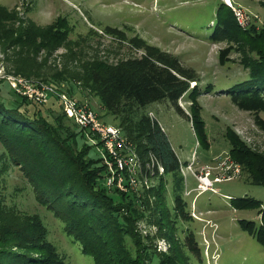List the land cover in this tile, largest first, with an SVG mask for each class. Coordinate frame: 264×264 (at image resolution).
Listing matches in <instances>:
<instances>
[{
  "label": "trees",
  "instance_id": "1",
  "mask_svg": "<svg viewBox=\"0 0 264 264\" xmlns=\"http://www.w3.org/2000/svg\"><path fill=\"white\" fill-rule=\"evenodd\" d=\"M17 18L23 17L15 8L8 10L0 5L1 49L9 45L15 48L14 61L20 60L15 72L25 75L44 64L29 55L22 59L24 46L34 45L32 49L36 50L39 45L58 44L68 37L70 27L59 16L48 27L30 22L25 28L18 27L16 34H9L10 28L4 29V22ZM212 20L213 24L207 27L208 38L229 43L220 52L219 61L223 63V54L235 47L241 52L240 64L247 69V76L225 92L239 108L253 112L264 123L258 116L264 111V24L259 30H242L222 0ZM104 30L124 37L114 27ZM127 43L141 49L140 55L113 64L101 60L86 62L82 72L69 75L61 69L36 71L35 76L70 96L75 85L93 93L100 100L103 116H109L125 133L142 163L152 155L164 172H154L150 178L153 183L141 190L107 186V167L101 154H88L95 145L86 141L85 129L63 112L58 97L51 96L53 99L47 102L29 99L11 90L8 84L3 86L4 79L0 80V264H67L47 238L48 229L41 216L22 212L7 202L4 177L13 165L26 177L38 203L62 222L65 233L78 242L81 252L90 256L94 264H203L195 234L186 230L183 237L178 235L182 221L191 218L183 196L186 178L179 167L181 160L164 127L145 109L151 102L165 101L188 116L178 104V99L186 96L192 102L188 117L197 139L207 146L197 99L201 92L198 76L175 55L139 36L127 38ZM204 89L210 91L212 87L207 84ZM225 137L230 143L228 152L241 164L242 172L253 183L264 185V152L251 149L230 126L226 127ZM169 183L173 192L171 204L167 202ZM230 204L243 209L255 208L259 203L245 196L231 197ZM143 220L156 225L157 234H142L137 224ZM239 222L241 229L264 248V207L259 222ZM156 236L169 240L167 251L156 248Z\"/></svg>",
  "mask_w": 264,
  "mask_h": 264
},
{
  "label": "rangeland",
  "instance_id": "2",
  "mask_svg": "<svg viewBox=\"0 0 264 264\" xmlns=\"http://www.w3.org/2000/svg\"><path fill=\"white\" fill-rule=\"evenodd\" d=\"M220 1L0 0V5L8 10L15 8L18 15L23 17L21 20L17 18L10 22L5 20L4 29L10 28L9 34H16L18 27L25 28L30 22L42 28L48 27L55 23L59 16H63L70 27L68 37L58 44L39 45L36 50L32 49L34 45L24 46L25 54L22 59L29 55L44 64L38 69L32 68L31 72L25 75L15 72V67L20 63L19 59L14 61L12 52L15 48L9 45L5 50L1 49L0 40V80L4 79L1 82L3 86L8 84L11 90H15L8 81L9 76H23L38 81L36 71L62 69L65 70V75H69L70 72H82V64L86 62L101 60L113 64L127 57H135L142 51L128 45L127 38L132 36H139L149 44L175 55L181 64L192 67L198 76L201 92L197 99L201 106L200 116L205 123L208 145L200 144L197 139L188 117L192 102L186 96L179 98L178 104L188 116L165 101L151 102L145 109L148 114H154L164 127L183 169L187 168L195 154L193 165L196 167L208 164L211 167L210 164L215 163V157H229V161L235 163L240 170L238 175L215 183L216 191L206 189L200 195L197 194L198 179L186 172L183 196L191 218L182 221L183 228L179 229L178 235L183 237L186 230L195 234L198 246L202 249L203 264H264V248L241 229L239 222L240 219L260 221L264 207V185L253 183L247 173L242 172L241 164L228 152L230 143L225 137L226 127L230 126L251 149L264 152V123L255 118L253 112L239 108L230 99L229 93L225 92L235 81L247 76V69L240 64L241 52L235 50V47L223 54L225 61L221 63L218 57L229 43L224 39L208 38L207 27L213 24L212 19ZM222 1L230 7L237 26L242 30L252 27L259 30L264 24V0H231L230 4L239 6L243 11L241 21L231 5L225 0ZM107 26L116 28L124 37L119 38V35L106 32L104 28ZM193 84V81L190 82V86ZM207 84L212 87L210 91L204 89ZM78 87L74 86L73 97L86 103L98 119L113 124L109 116H103L99 98ZM50 99L53 98L49 97L47 101ZM65 114L76 123L73 116ZM258 116L264 122V111L259 112ZM122 133L125 135L123 131ZM86 141L93 144L91 138ZM94 147L89 149L90 156L97 155L98 151ZM210 170L211 177L231 173V169L227 170L225 167ZM4 178L7 202L14 204L22 212L38 213L41 216L48 229L47 238L55 250L63 255L67 264H94L90 256L81 252L78 242L65 233L62 222L38 203L20 168L10 166ZM111 186L120 189L115 183ZM167 186V202L171 204L173 192L170 183ZM124 187L123 190L129 188L125 182ZM138 189L141 190L142 187ZM245 196L257 200L258 206L243 209L231 206V197ZM137 226L144 235L157 234L156 225L145 220ZM153 242L160 251H167L170 247L169 240L165 238L156 236Z\"/></svg>",
  "mask_w": 264,
  "mask_h": 264
},
{
  "label": "built area",
  "instance_id": "3",
  "mask_svg": "<svg viewBox=\"0 0 264 264\" xmlns=\"http://www.w3.org/2000/svg\"><path fill=\"white\" fill-rule=\"evenodd\" d=\"M230 4V2H227ZM238 19H243V11L239 6L230 4ZM8 81L14 87L15 91L25 95L29 99L38 101H46L51 96H56L61 101L63 110L70 116H73L76 123L85 129L87 138H91V142L100 150V154L107 167V175L105 177V184L117 185L121 190L125 189L124 182L132 188H147L153 183L150 179L154 172L161 174L164 172L163 166L159 160L154 157L142 163L141 159L135 153L131 143L122 133L121 129L111 123L101 121L96 117L93 110L84 102L78 101L73 96L68 95L64 91H59L52 84L43 81H33L22 77L9 76ZM153 119H157L154 114H149ZM160 123V122H159ZM160 127L163 126L160 124ZM92 135V137H91ZM99 138V139H97ZM95 139V140H93ZM193 160L187 164V168L183 169L182 163L179 165L180 170L186 178V172H190L197 180V194L200 195L204 190L209 189L212 192L215 190V183L223 179H230L239 174V167L235 163L229 161V157L224 159L215 157V163L208 165H193ZM197 162V161H195ZM226 168L231 169V173L210 176V168ZM189 169V170H188ZM140 184V186H139ZM186 184V183H185ZM215 187V188H214ZM127 190V189H126Z\"/></svg>",
  "mask_w": 264,
  "mask_h": 264
},
{
  "label": "bare ground",
  "instance_id": "4",
  "mask_svg": "<svg viewBox=\"0 0 264 264\" xmlns=\"http://www.w3.org/2000/svg\"><path fill=\"white\" fill-rule=\"evenodd\" d=\"M226 2H231V0H225Z\"/></svg>",
  "mask_w": 264,
  "mask_h": 264
},
{
  "label": "crops",
  "instance_id": "5",
  "mask_svg": "<svg viewBox=\"0 0 264 264\" xmlns=\"http://www.w3.org/2000/svg\"><path fill=\"white\" fill-rule=\"evenodd\" d=\"M99 106H100V103H99ZM101 107V106H100Z\"/></svg>",
  "mask_w": 264,
  "mask_h": 264
}]
</instances>
